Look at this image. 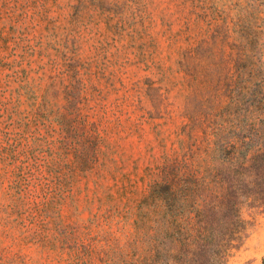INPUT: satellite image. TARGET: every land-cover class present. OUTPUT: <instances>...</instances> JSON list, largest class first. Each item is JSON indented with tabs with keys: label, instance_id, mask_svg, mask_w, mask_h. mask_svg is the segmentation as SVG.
Returning a JSON list of instances; mask_svg holds the SVG:
<instances>
[{
	"label": "rangeland",
	"instance_id": "1",
	"mask_svg": "<svg viewBox=\"0 0 264 264\" xmlns=\"http://www.w3.org/2000/svg\"><path fill=\"white\" fill-rule=\"evenodd\" d=\"M222 75L248 123L264 0H0V264H143L139 205ZM241 212L228 264H264Z\"/></svg>",
	"mask_w": 264,
	"mask_h": 264
},
{
	"label": "trees",
	"instance_id": "2",
	"mask_svg": "<svg viewBox=\"0 0 264 264\" xmlns=\"http://www.w3.org/2000/svg\"><path fill=\"white\" fill-rule=\"evenodd\" d=\"M232 79L222 75L200 119L188 113L183 158L165 160L139 205L137 223L151 233L143 264H228L244 239L242 208L264 209V98L241 111L246 123L225 105Z\"/></svg>",
	"mask_w": 264,
	"mask_h": 264
}]
</instances>
